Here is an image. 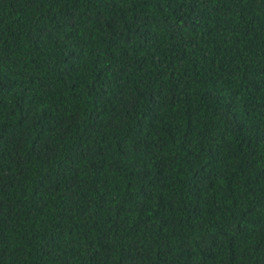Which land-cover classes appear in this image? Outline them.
<instances>
[{"label":"trees","instance_id":"16d2710c","mask_svg":"<svg viewBox=\"0 0 264 264\" xmlns=\"http://www.w3.org/2000/svg\"><path fill=\"white\" fill-rule=\"evenodd\" d=\"M0 264H264V0H0Z\"/></svg>","mask_w":264,"mask_h":264}]
</instances>
